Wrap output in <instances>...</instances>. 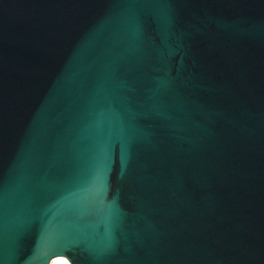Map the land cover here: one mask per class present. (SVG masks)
Listing matches in <instances>:
<instances>
[{"label":"water","instance_id":"water-1","mask_svg":"<svg viewBox=\"0 0 264 264\" xmlns=\"http://www.w3.org/2000/svg\"><path fill=\"white\" fill-rule=\"evenodd\" d=\"M264 264V0H0V264Z\"/></svg>","mask_w":264,"mask_h":264},{"label":"bare ground","instance_id":"bare-ground-1","mask_svg":"<svg viewBox=\"0 0 264 264\" xmlns=\"http://www.w3.org/2000/svg\"><path fill=\"white\" fill-rule=\"evenodd\" d=\"M50 264H68L64 258H56Z\"/></svg>","mask_w":264,"mask_h":264}]
</instances>
